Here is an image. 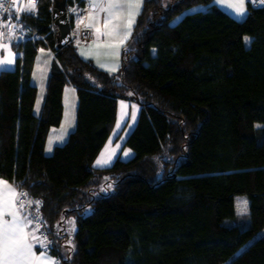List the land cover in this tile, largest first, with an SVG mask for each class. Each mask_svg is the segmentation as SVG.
Here are the masks:
<instances>
[{"label": "trees", "instance_id": "16d2710c", "mask_svg": "<svg viewBox=\"0 0 264 264\" xmlns=\"http://www.w3.org/2000/svg\"><path fill=\"white\" fill-rule=\"evenodd\" d=\"M164 1L144 0L116 74L80 56L76 17L72 42L57 46L55 0H39L37 14L21 16L28 36L14 43L16 67L0 72V177L42 202L30 211L60 264H264V5L248 0L239 21L217 6L186 12L212 0L163 9ZM40 48L57 60L38 115L30 79ZM66 84L77 89V124L46 154ZM119 98L141 105L125 142L134 154L97 168ZM168 145L172 154L187 151L160 172L149 158ZM108 176L115 185L103 192ZM238 195L248 197L245 223L237 219Z\"/></svg>", "mask_w": 264, "mask_h": 264}, {"label": "crops", "instance_id": "0c3cea01", "mask_svg": "<svg viewBox=\"0 0 264 264\" xmlns=\"http://www.w3.org/2000/svg\"><path fill=\"white\" fill-rule=\"evenodd\" d=\"M26 2H27L26 0H17L16 6L26 9L27 8ZM92 2L93 0H84V5L81 6V8L79 9L78 17L82 15L81 14L82 12L84 13L86 23L93 25V27H90L93 31V37L90 41L86 43L77 42L75 40V45L78 49V53L83 59L91 60L99 68L111 74H116L122 68L124 51L126 48L130 46L134 27L141 10L138 15L134 16V21L131 25L130 35H128L126 41L122 45H120L118 49L119 55L117 56L116 55L117 49L115 47H109V45L119 44V41L124 38V35L127 32V20L129 18L128 10L125 9L119 19L113 20V24L120 25L118 32L112 36H106L103 33L105 31H110L112 29V25H109L108 29L104 28V20L107 14L104 12H100L99 8H95V9L92 8L90 6V3ZM97 2H102L104 5L107 4V0H97ZM132 3L133 5H135L136 0H132ZM239 4H240V0H212L210 4H198L188 9L186 12L206 10L211 6H217L226 13H228L233 18L242 21L247 17L248 14V6H247L248 0H244L243 14H237L235 11V8L238 7ZM260 5H264V3ZM132 10L135 11V7H133ZM21 13L22 14H20V19L21 16L26 12H21ZM177 21L172 22V24L176 23ZM97 27L101 29V34L99 35L98 39L95 31ZM18 41L19 40L17 39H13V40L7 38L3 39L2 42L7 44L8 48L6 49L0 47V59L12 58L13 55H15V59H14V63L11 66L0 67V72L8 69H14L16 67L17 57L20 55V53L18 52L14 43ZM43 59H45V61L42 64ZM56 60H57L56 53L50 48H40L36 56V60L34 63V68L30 80L31 83L37 87V91H38L35 108H34L35 113L38 115H40L42 112V108L46 96L48 79L51 74L53 64ZM63 106H64L63 117L60 125L53 127L48 135L45 145V152L47 154L51 153V152L49 153L48 150L49 143H51L52 148L55 149L57 145H61L64 143V141H66L69 134L76 127L79 97L76 87L72 84H66L64 87ZM140 111H141V105L137 101L128 98L118 99L117 118L114 127L112 129L110 137L108 138L106 144L104 145L103 149L101 150V152L99 153L98 157L94 162L95 167L97 168L108 167L111 164H113V162L116 160L118 156H121V158L124 160L133 156L134 152L129 147H127L126 149L125 142L127 138L121 140V132L126 127H128V124L131 122L132 119L131 116L133 112H135V116H134L135 120L132 123L131 130L135 127ZM115 128L117 129L119 128V131L117 133L116 131H114ZM131 130L129 131V133L131 132ZM125 150H127L128 153L127 156L123 155ZM98 160L101 161V164L99 165L97 164ZM0 180L6 182V185L0 184V198H6L8 196L7 186H11V188L15 189V192L17 193V197H18L19 189L15 186L14 183H12L11 181L7 180L4 177H0ZM5 219H10V217L5 216ZM27 230L30 229H26V231ZM33 243H34L33 251L35 252L36 256H40V253L43 249L41 248V246L40 249L37 247V245H40L39 243H35V242ZM46 255L56 261L55 256H53L49 250L47 251Z\"/></svg>", "mask_w": 264, "mask_h": 264}, {"label": "snow or ice", "instance_id": "6c2138e0", "mask_svg": "<svg viewBox=\"0 0 264 264\" xmlns=\"http://www.w3.org/2000/svg\"><path fill=\"white\" fill-rule=\"evenodd\" d=\"M37 0H27L28 7L21 8L16 6V0H11L9 8L4 7V0H0V10L4 12H9L10 8L14 7L15 12L9 19L7 24L0 22V27L7 28L9 31V39H15L11 33L15 29V24L11 23L12 19L19 20L20 13L26 12L31 14L35 11ZM244 0H240V4L235 8L237 14H243ZM143 0H136L135 5H133L132 0H107V4L104 5L102 2H97L93 0L90 3L92 8H99L100 12L106 13L104 20V28L108 29L109 25H112L110 31H105L103 34L106 36H112L118 32L120 28L119 24H113L114 19H119L121 14L125 9L128 10V20H127V32L124 38L119 41V44L109 45V47H115L117 49L116 55H119V47L122 45L128 35H130L131 25L134 21V16L138 15L140 10H142ZM135 7V11H133ZM82 22V21H81ZM86 27H93L92 24L86 25ZM97 34V39L101 34V29L97 27L95 29ZM5 33L0 31V47L8 48V45L3 43ZM245 41L249 42V38L245 37ZM43 51V50H41ZM15 55L12 58L0 59V67L11 66L14 63ZM115 70V69H112ZM67 115V114H66ZM135 112H133V118ZM51 143H49L48 150L51 151ZM128 153H125L127 156ZM97 164H101V161H97ZM0 184L6 185L5 181L0 180ZM8 187V196L6 198H0V264H58L57 261L53 260L51 257L47 256L48 251L47 241L41 239L36 235L39 231L40 217L35 216V226L34 220L30 218L32 214L25 211L26 202L24 199H20L17 204V193L15 189ZM110 187V186H109ZM19 196L26 197V193H20ZM33 203L39 208L41 201H27V205L30 207ZM246 203V202H245ZM5 216L10 217V219H5ZM26 229H30L27 230ZM39 243L43 249L40 256H36L33 251L34 243Z\"/></svg>", "mask_w": 264, "mask_h": 264}, {"label": "rangeland", "instance_id": "374dc122", "mask_svg": "<svg viewBox=\"0 0 264 264\" xmlns=\"http://www.w3.org/2000/svg\"><path fill=\"white\" fill-rule=\"evenodd\" d=\"M178 0H165L164 4L162 5V8H168L169 6H172L173 4L177 3ZM182 16H177L172 22L177 21L179 18H181ZM163 16L160 17V19H162ZM171 22V23H172ZM249 38V37H248ZM250 40V38H249ZM249 44V42H247ZM45 61V59L42 60V64ZM131 122L128 124V127H126L122 132H121V140L122 139H126L128 137V133L131 130V126L132 123L134 122V118H133V113L131 116ZM121 130V129H120ZM116 133L119 131V128H115ZM68 139V138H67ZM66 139V141H67ZM65 142V141H64ZM127 149V147H126ZM171 150V146L168 145L164 151L160 154H157L155 156H152L149 158V162L151 165L157 167L158 171L161 172V170L166 167L168 168V170L172 171V168L174 169L176 163L185 156V153L187 151L186 146H183L182 152L180 155L177 154H172L170 152ZM54 148L51 147V151H49V153L53 152ZM50 153V154H51ZM125 153H127V150L124 151L123 155L125 156ZM47 154V153H46ZM161 174V173H160ZM102 181V182H101ZM115 181L116 179L114 177L108 176L103 178L102 180H100L101 182V186L100 188H102L103 192H108V191H113L114 185H115ZM110 186V187H109ZM246 202V203H245ZM83 205V204H82ZM88 208V211L84 212V213H89L90 209L89 207H85ZM236 211H237V219L238 222L240 223H245L248 219V212H249V201H248V197L246 195H238L236 198ZM76 215H72L68 217V220L66 221V225H67V230L69 231V233H73V231L75 230V226H76ZM72 238V237H71Z\"/></svg>", "mask_w": 264, "mask_h": 264}, {"label": "built area", "instance_id": "2783aa9c", "mask_svg": "<svg viewBox=\"0 0 264 264\" xmlns=\"http://www.w3.org/2000/svg\"><path fill=\"white\" fill-rule=\"evenodd\" d=\"M16 2H17V0H16ZM263 3H264V0H256V4H263ZM10 4H11V0H4V7L5 8H9ZM38 4H39V0H37V2H36L35 11L32 12L31 14H37ZM27 7H28V3H27ZM14 12H15L14 7L10 8L9 12H4L3 10H0V22L7 24L9 22V19L11 18V16L14 14ZM20 14H22V13H20ZM67 14H68L69 19L76 17V19H75V26H76L75 40L77 42H82V43H86V42L90 41L93 37V31L90 27H86V25H88V24L85 21V16H84L83 12L81 13L82 15L80 17H78L79 10L77 8L76 3L67 6ZM11 23L15 24V29L11 33V35L14 36L15 39H17L19 41L25 40L28 36V31L20 23V18H19V20L12 19ZM0 31H3L5 33V36H4L5 39L6 38L9 39L10 34H9V31L7 28L0 27ZM11 40H13V39H11ZM20 193H26V192L24 190L18 191L17 204L19 203L20 199L25 200V202H26L25 211L32 214L30 216V218H32L34 220L33 226H35V216H38V214L35 211H30L31 206L29 207L27 205V201H28L27 197L19 196ZM37 236L40 237L41 239L46 238V241L48 242L47 247L49 250L52 246V240H51L50 236L48 235L47 231L44 229V224L42 223L41 218H40L39 231H38ZM55 259L58 262V264L61 263L58 258H55Z\"/></svg>", "mask_w": 264, "mask_h": 264}, {"label": "water", "instance_id": "95a60500", "mask_svg": "<svg viewBox=\"0 0 264 264\" xmlns=\"http://www.w3.org/2000/svg\"><path fill=\"white\" fill-rule=\"evenodd\" d=\"M53 19L58 29L57 46L61 48L73 40L71 23L67 14L66 0H55Z\"/></svg>", "mask_w": 264, "mask_h": 264}]
</instances>
